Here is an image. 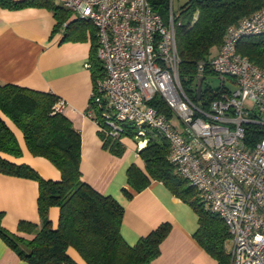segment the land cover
<instances>
[{
  "label": "trees",
  "instance_id": "obj_1",
  "mask_svg": "<svg viewBox=\"0 0 264 264\" xmlns=\"http://www.w3.org/2000/svg\"><path fill=\"white\" fill-rule=\"evenodd\" d=\"M148 1L153 11L166 19L169 0ZM0 6L45 7L56 19L55 28L69 26V21H66L71 16L70 10L54 0H0ZM260 9H264V0H187L177 16L173 12L180 59L178 74L195 102L207 105L228 89V84L212 72L210 59L221 46L228 26ZM92 37L96 39L95 30ZM96 48L97 41L92 43L88 61L94 94L97 80L105 75ZM236 52L264 69V32L240 37ZM199 64H203L205 75L201 95L197 99L195 89ZM212 77L218 78L216 87L209 83L208 79ZM57 99L52 92L17 83H0V111L21 130L29 152L48 159L60 171L59 179H45L28 164L15 163L0 154V173L37 182L39 216V223L20 220L17 232H12L1 225L3 212L0 211V236L30 264H79L68 254V248L75 249L85 264H152L160 253L161 241L169 232V223H160L134 245L125 242L120 234L123 207L113 197L103 195L82 179L81 137L69 116L55 109ZM149 103L167 116L171 115L158 94ZM90 109L94 117L100 116L101 107L94 101V95L89 97L87 111ZM121 125L122 130L117 136L98 130L103 146L117 156L125 149L121 138L135 139L136 133L133 123L122 122ZM261 131L254 124L245 125V142L249 147L259 139ZM147 138L138 152L144 166L140 168L131 164L127 169V183L136 191L144 189L152 180L163 183L171 194L189 204L197 214L199 226L195 238L199 244L217 264H228L226 242L230 234L227 226L216 213L204 207L196 189L178 174L168 159V141L157 133L152 136L147 132ZM0 153L21 155L14 132L1 116ZM51 206L59 209L55 226L48 216Z\"/></svg>",
  "mask_w": 264,
  "mask_h": 264
},
{
  "label": "built area",
  "instance_id": "obj_2",
  "mask_svg": "<svg viewBox=\"0 0 264 264\" xmlns=\"http://www.w3.org/2000/svg\"><path fill=\"white\" fill-rule=\"evenodd\" d=\"M64 5L95 28L105 75L90 94L101 107L100 116L91 109L87 115L98 130L117 136L121 123L131 122L138 150L147 132L163 136L178 174L227 226L228 264H264V69L236 52L240 37L264 32V9L228 26L209 62L228 89L200 105L178 74L171 0L166 19L148 0H64ZM199 74L205 75L203 64ZM155 94L170 116L149 103ZM64 104L58 98L55 109L61 111ZM248 123L262 130L251 147L245 142Z\"/></svg>",
  "mask_w": 264,
  "mask_h": 264
},
{
  "label": "crops",
  "instance_id": "obj_3",
  "mask_svg": "<svg viewBox=\"0 0 264 264\" xmlns=\"http://www.w3.org/2000/svg\"><path fill=\"white\" fill-rule=\"evenodd\" d=\"M54 1L65 6L64 0ZM70 14L67 28H55L56 19L45 7L0 6V83H17L52 92L65 101L61 111L69 116L81 137L82 179L123 207L120 234L126 243L134 245L160 223L168 222L169 232L161 241L160 253L152 264H217L195 238L198 216L189 204L171 194L157 180L140 191L127 183L129 166H144L136 139L121 138L125 149L120 156L103 146L97 125L87 115L92 90L88 61L92 43L96 41L92 37L95 28L91 23L75 20ZM0 116L14 132L21 155L0 154L15 163L28 164L45 179H59L57 167L48 159L31 154L21 130L1 111ZM37 194L35 180L0 173L1 225L17 232L20 220L39 223ZM58 213L57 206L49 208L53 226ZM67 252L79 264H85L75 249L68 248ZM0 264L30 263L0 236Z\"/></svg>",
  "mask_w": 264,
  "mask_h": 264
},
{
  "label": "rangeland",
  "instance_id": "obj_4",
  "mask_svg": "<svg viewBox=\"0 0 264 264\" xmlns=\"http://www.w3.org/2000/svg\"><path fill=\"white\" fill-rule=\"evenodd\" d=\"M187 0H171V8L174 12V14L177 16L178 12L181 9V6L186 2ZM209 83L213 86L216 87L218 85V78L212 77L209 78ZM175 125H177V121L174 120ZM149 133L154 136L155 132L154 131H149ZM141 138V137H140Z\"/></svg>",
  "mask_w": 264,
  "mask_h": 264
},
{
  "label": "water",
  "instance_id": "obj_5",
  "mask_svg": "<svg viewBox=\"0 0 264 264\" xmlns=\"http://www.w3.org/2000/svg\"><path fill=\"white\" fill-rule=\"evenodd\" d=\"M203 79H204V76L202 74H199L196 76L195 95H196L197 99H199L200 95H201Z\"/></svg>",
  "mask_w": 264,
  "mask_h": 264
}]
</instances>
